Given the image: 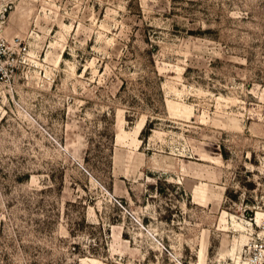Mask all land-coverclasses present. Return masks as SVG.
Here are the masks:
<instances>
[{"label": "rangeland", "instance_id": "1", "mask_svg": "<svg viewBox=\"0 0 264 264\" xmlns=\"http://www.w3.org/2000/svg\"><path fill=\"white\" fill-rule=\"evenodd\" d=\"M0 264H264V0H0Z\"/></svg>", "mask_w": 264, "mask_h": 264}]
</instances>
